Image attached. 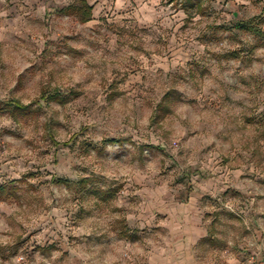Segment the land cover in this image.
Listing matches in <instances>:
<instances>
[{
  "label": "rangeland",
  "instance_id": "obj_1",
  "mask_svg": "<svg viewBox=\"0 0 264 264\" xmlns=\"http://www.w3.org/2000/svg\"><path fill=\"white\" fill-rule=\"evenodd\" d=\"M146 2L0 0V264L264 254V0Z\"/></svg>",
  "mask_w": 264,
  "mask_h": 264
},
{
  "label": "crops",
  "instance_id": "obj_2",
  "mask_svg": "<svg viewBox=\"0 0 264 264\" xmlns=\"http://www.w3.org/2000/svg\"><path fill=\"white\" fill-rule=\"evenodd\" d=\"M23 1H28L29 3H33L36 0H23ZM80 0H45V5L52 7V8H57L60 12H62L66 16H75L78 20V17L75 13H66L63 10L68 7L69 5H79ZM84 1L89 7H90V13H89V18L84 21L79 23L85 24L88 23L89 25L93 22L96 21V18L98 15L103 11L108 8L109 3H114L115 7L120 6L124 4L126 0H82ZM157 0H148V2H156ZM146 2V3H148ZM27 3V2H26ZM186 3L188 4L189 7H192V0H186ZM149 6V5H147ZM186 239L183 245L185 246H190L192 247V254L191 256L188 255L187 260H182L175 262V264H199L196 258L194 257L193 253V248L200 238L204 237L206 235V230L202 229V227H197L195 225H192V230H188L186 233ZM264 242V241H262ZM262 256H258L252 264H264V254H261ZM260 260V261H258Z\"/></svg>",
  "mask_w": 264,
  "mask_h": 264
},
{
  "label": "trees",
  "instance_id": "obj_3",
  "mask_svg": "<svg viewBox=\"0 0 264 264\" xmlns=\"http://www.w3.org/2000/svg\"><path fill=\"white\" fill-rule=\"evenodd\" d=\"M63 11L66 13H75L78 17V20L80 22H84L89 18L90 7L84 1L80 0L79 5H69ZM12 107L13 109H16L22 113L25 109V106L16 102L13 103ZM10 187L11 186H9L8 188H6L5 186H0V195L4 197L8 193H12V189Z\"/></svg>",
  "mask_w": 264,
  "mask_h": 264
},
{
  "label": "built area",
  "instance_id": "obj_4",
  "mask_svg": "<svg viewBox=\"0 0 264 264\" xmlns=\"http://www.w3.org/2000/svg\"><path fill=\"white\" fill-rule=\"evenodd\" d=\"M258 261H260V260H258Z\"/></svg>",
  "mask_w": 264,
  "mask_h": 264
}]
</instances>
